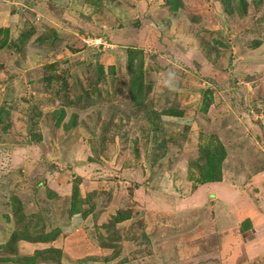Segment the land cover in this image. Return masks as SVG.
<instances>
[{
	"label": "rangeland",
	"instance_id": "obj_1",
	"mask_svg": "<svg viewBox=\"0 0 264 264\" xmlns=\"http://www.w3.org/2000/svg\"><path fill=\"white\" fill-rule=\"evenodd\" d=\"M86 1L0 0V256L191 259L185 240L234 222L215 189L264 197V0ZM209 143L222 180L199 185Z\"/></svg>",
	"mask_w": 264,
	"mask_h": 264
},
{
	"label": "crops",
	"instance_id": "obj_2",
	"mask_svg": "<svg viewBox=\"0 0 264 264\" xmlns=\"http://www.w3.org/2000/svg\"><path fill=\"white\" fill-rule=\"evenodd\" d=\"M89 4L91 3L86 1L81 7L83 8ZM91 5H94V2ZM223 191H227V189L218 188L214 190L216 194H219L222 202L225 203L226 210L224 211V216L231 215L234 218L233 224L211 232L205 238L197 239V237H194L190 240H185L184 245H187V247L184 250L188 251L189 249L194 255L191 259H180L177 262L178 264H202V262H204L203 264H251L252 262L264 264V201L262 200L264 197L255 204L251 200V195L246 194L247 191L237 190L235 199L227 195L223 196L221 193ZM241 193L245 194L241 196ZM212 218L214 219V217ZM247 220L250 222V229H245L244 233H241L240 224ZM195 223L201 225L200 221ZM246 235H250L251 237L246 238ZM202 242L206 243L203 244ZM77 244L79 243L77 242ZM72 245L77 248V245L73 241ZM66 246L64 250L70 253V250H66ZM32 248L35 249V246ZM203 248L205 249L204 251ZM81 249L80 247L78 250L81 251ZM184 250L181 255L184 254ZM177 259L179 258L177 257ZM168 260L173 262V259L169 258ZM89 263L92 262H87V264Z\"/></svg>",
	"mask_w": 264,
	"mask_h": 264
},
{
	"label": "trees",
	"instance_id": "obj_3",
	"mask_svg": "<svg viewBox=\"0 0 264 264\" xmlns=\"http://www.w3.org/2000/svg\"><path fill=\"white\" fill-rule=\"evenodd\" d=\"M97 1V0H96ZM87 2L89 3H93L95 2V0H87ZM166 3L168 5V8H173L174 10L176 8H179V1L178 0H166ZM226 3V2H224ZM3 33V38L0 39V50L3 49L4 47L8 46V41H9V32L7 30H0V34ZM28 34H21L20 37H18L16 39V43L19 45V47L21 46V43L26 42L27 38H28ZM128 59H129V52H128ZM131 68V67H130ZM140 71V68H139ZM141 79V75L138 74L137 78L131 79L130 82V90H131V94L134 100L138 99L139 97H141V91H142V81L140 82ZM48 82V85L51 83L50 81H46V83ZM53 114L58 115L59 117L56 119V124H59L62 120L63 115L65 114V109L63 106H60L59 109L54 110ZM71 120L69 121L68 127L73 128L75 126V121H74V116H71L70 118ZM207 145H212V147L207 146ZM215 145L219 144H205L204 146H200V149L207 155V163L204 167V169L200 170V173L202 174L201 179H199L198 184H207V183H215V182H220L222 180L221 175H222V164H223V160H219V161H215L214 159V147ZM221 146V145H220ZM73 197L71 196V210L70 213L71 214H77L80 212L79 207H75V197L77 195V191L76 189L73 190ZM119 214V213H118ZM116 215L114 217V222L115 223H120L123 222L127 219H129V215L128 216H124V215ZM18 219V218H17ZM18 222V220H17ZM250 222L249 220L244 221L240 224V232L244 233L245 229H250ZM58 230H54L53 232L50 233H45V232H41L40 235L38 236H33V235H29L28 233L23 232L21 234L20 233H16L14 232L11 236V240L12 241H16V240H26L32 244L35 243H50L52 241L55 240V238L57 237L56 232ZM55 237V238H54ZM1 247V246H0ZM7 250L11 253L10 256H0V263H9V262H14V261H19L21 262V264H38V261H46V262H53V264H60L62 259H65V261L69 260L70 264H75V261L72 260L70 257L68 259V257H63V251H61L59 248H55V247H47L44 249H34V251L30 254H26L23 256H17L15 249L12 247V245L9 243V245L6 247ZM19 258V260H18ZM97 257L94 258H84L78 262H81V264H86L87 262H91L94 261L93 263H96Z\"/></svg>",
	"mask_w": 264,
	"mask_h": 264
}]
</instances>
